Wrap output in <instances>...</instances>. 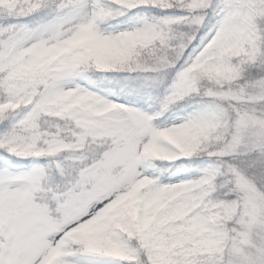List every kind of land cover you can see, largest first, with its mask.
<instances>
[{"label": "snow or ice", "instance_id": "1", "mask_svg": "<svg viewBox=\"0 0 264 264\" xmlns=\"http://www.w3.org/2000/svg\"><path fill=\"white\" fill-rule=\"evenodd\" d=\"M0 264H264V0H0Z\"/></svg>", "mask_w": 264, "mask_h": 264}]
</instances>
